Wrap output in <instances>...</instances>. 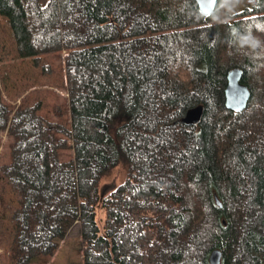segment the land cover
<instances>
[{
  "label": "trees",
  "instance_id": "16d2710c",
  "mask_svg": "<svg viewBox=\"0 0 264 264\" xmlns=\"http://www.w3.org/2000/svg\"><path fill=\"white\" fill-rule=\"evenodd\" d=\"M241 1L218 0L206 16L197 0H0L21 58L41 66L100 35L113 44L103 67L117 74L101 95L72 94L71 130L38 106L14 113L0 91V132L13 139L0 170L20 205L13 264L54 255L75 223L85 264H211L216 250L221 264H264V0L234 13ZM67 67L69 80L76 70L103 80ZM237 68L251 92L241 113L225 96ZM200 106V123L183 124ZM65 149L74 160H60ZM121 167L123 181L106 182Z\"/></svg>",
  "mask_w": 264,
  "mask_h": 264
},
{
  "label": "rangeland",
  "instance_id": "374dc122",
  "mask_svg": "<svg viewBox=\"0 0 264 264\" xmlns=\"http://www.w3.org/2000/svg\"><path fill=\"white\" fill-rule=\"evenodd\" d=\"M48 0H42L45 5ZM66 3V1H65ZM62 4L61 14L65 16L66 8ZM250 7L243 0L233 8L234 13H240ZM75 44L64 45L62 53L50 54L43 57V62L37 65L33 59H23L17 49L14 33L7 18L0 16V91L5 104L13 108L14 113L20 107H37V114L49 123L61 124L68 130L72 128L70 114V97L76 91L86 89L94 95H101L106 81L115 75L112 67H103L101 50L111 49L112 39L96 35L86 42L75 39ZM95 52V53H94ZM75 62L82 64L99 73L103 80L98 84L75 71L73 80L67 78V64ZM46 67L47 69H45ZM106 67V66H105ZM110 73V74H108ZM108 74V76H107ZM88 79V80H87ZM60 111L58 116L56 112ZM13 113V114H14ZM65 139L64 135H58ZM13 139L7 132H0V169L9 165L12 160L11 144ZM68 144L72 143L68 141ZM62 162L74 160L75 153L71 149L59 151ZM123 167L119 168L109 181L121 183L125 177ZM19 196L12 189L0 170V264H13L11 249L16 234L14 213L19 208ZM106 213L101 207L96 211V222L103 232ZM83 236L80 223L71 226L65 239L59 241V247L52 256L38 257L31 264H85Z\"/></svg>",
  "mask_w": 264,
  "mask_h": 264
},
{
  "label": "water",
  "instance_id": "95a60500",
  "mask_svg": "<svg viewBox=\"0 0 264 264\" xmlns=\"http://www.w3.org/2000/svg\"><path fill=\"white\" fill-rule=\"evenodd\" d=\"M197 2L202 14L206 16L213 15L218 5V0H197ZM242 80L243 71L238 68L232 70L228 75V85L225 90L227 109L237 113H241L247 108L251 98L250 89L242 83ZM204 112L205 109L202 106L191 109L183 118L182 123L186 126L198 125L204 116ZM218 204L221 206L219 201ZM222 258V251L216 250L210 257V263L221 264Z\"/></svg>",
  "mask_w": 264,
  "mask_h": 264
}]
</instances>
